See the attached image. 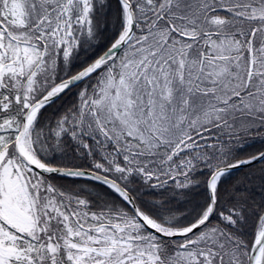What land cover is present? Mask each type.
Masks as SVG:
<instances>
[{
  "label": "snow or ice",
  "instance_id": "1",
  "mask_svg": "<svg viewBox=\"0 0 264 264\" xmlns=\"http://www.w3.org/2000/svg\"><path fill=\"white\" fill-rule=\"evenodd\" d=\"M0 264H264V0H0Z\"/></svg>",
  "mask_w": 264,
  "mask_h": 264
}]
</instances>
